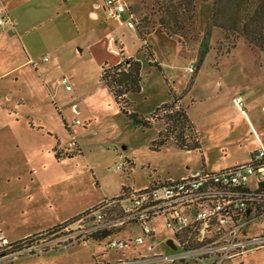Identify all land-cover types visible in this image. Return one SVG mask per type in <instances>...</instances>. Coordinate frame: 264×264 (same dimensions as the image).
Masks as SVG:
<instances>
[{
	"label": "rangeland",
	"instance_id": "rangeland-1",
	"mask_svg": "<svg viewBox=\"0 0 264 264\" xmlns=\"http://www.w3.org/2000/svg\"><path fill=\"white\" fill-rule=\"evenodd\" d=\"M125 1L136 17L135 29L122 31L129 49L135 50L140 43L137 32L153 40L174 65L178 74L174 85L186 92L185 108L176 105L169 93L168 74L158 63L148 61L154 55L150 42L144 43V53L134 57L123 56L120 48L122 60L141 58L143 62L144 93L128 92L123 97L130 112L147 121L137 125L121 111L102 79L104 68L114 66H103L104 60L116 58L107 52V42L100 38H92L90 45L82 42L87 31L83 29L77 46L70 43L69 39L79 36H74L77 29L64 12L42 26L19 30L25 33L23 38L17 32L15 36L0 35V225L14 242L12 248L0 252V264H94L98 259L136 257L146 244L127 250L106 249V240L98 243L100 246L92 241L68 247L47 245V240L63 234L62 227L18 240L11 235L44 229L99 198L118 193L122 183L143 186L152 179L179 178L188 173L187 166L218 171L264 149L262 51L250 48L243 38L234 47V36L212 26L207 2L195 4L192 19L187 14L183 17L189 19L183 36L169 39L159 31L153 33L161 31L159 21L166 15L161 11L164 0ZM65 18L69 24L62 30L64 34L61 32L64 40L59 54L49 40H56L55 25ZM77 20L82 28L96 24L87 12L78 13ZM37 23L35 20L32 25ZM99 29L101 33L102 27ZM77 48H82L83 54L76 53ZM45 55L50 57L48 61H42ZM30 57L40 63L43 79L32 64L17 66ZM193 62L197 70L190 74L186 67ZM66 75L73 78L72 89L60 81ZM177 92L175 96L182 95ZM239 96L243 107L237 103ZM166 97L170 100L152 114L136 111L149 113ZM181 106L197 124L201 150L178 146L177 138H186L191 145L197 141L190 123L176 120ZM162 140L166 145L156 150ZM73 141L78 145H72ZM66 153H73V157ZM125 157L135 163L130 177L116 169ZM157 227L158 251L167 252L165 241L172 232L163 223ZM139 232L136 225L132 232L129 227L113 235L129 238ZM101 251L106 253L97 257ZM238 263L264 264V248L239 258Z\"/></svg>",
	"mask_w": 264,
	"mask_h": 264
},
{
	"label": "built area",
	"instance_id": "built-area-1",
	"mask_svg": "<svg viewBox=\"0 0 264 264\" xmlns=\"http://www.w3.org/2000/svg\"><path fill=\"white\" fill-rule=\"evenodd\" d=\"M105 7L121 25L135 29L136 17L125 0H105ZM10 23V16L1 13L0 29ZM186 70L193 74L197 64ZM60 81L72 89L69 76ZM237 102L244 106L242 97ZM133 167L134 161L125 157L116 169L130 174ZM157 223L172 232L165 241L167 252L158 251ZM136 225L140 232L134 237L113 235L129 227L132 232ZM59 227L63 234L47 240V245L68 247L94 240H106L109 250L147 245L136 257L98 259L94 264H242L239 258L264 248V149L218 171L204 166L179 178L152 179L142 188L124 184L117 195L48 230ZM13 243L0 235V252Z\"/></svg>",
	"mask_w": 264,
	"mask_h": 264
},
{
	"label": "crops",
	"instance_id": "crops-1",
	"mask_svg": "<svg viewBox=\"0 0 264 264\" xmlns=\"http://www.w3.org/2000/svg\"><path fill=\"white\" fill-rule=\"evenodd\" d=\"M104 2H105V0H104ZM98 5L100 7H97ZM3 12H6L10 16L12 23L7 24L3 29H0V35L4 36V37L6 35L15 36V34L17 32L21 38H23L25 33H20L19 30H22L25 27L28 28L29 26H31V28H33V26L34 27L42 26L45 24V22L47 20H49L51 18L55 19L56 17H59L61 15V12H64L65 15L74 23V25L77 29V32L74 34V36H79L75 39L74 38L69 39L70 43H73L77 46V44L79 43L78 40L81 38V35H82L81 33H82L83 29L87 30V31H86V35H85L86 39L82 40V42H86L87 44L90 45L92 42V38L95 41L99 40V38H100L102 41L107 42V47H106L107 52H109L110 55H112V54L115 55L116 58L112 59L113 60L112 62H110V60H104L103 66L105 64L116 65V64L120 63L121 61H123L120 48L123 51V56H125V57H134V56L140 55L141 53H144L143 52L144 51V43H146V42L143 41V39L140 37L139 33L136 31L137 32V41H139L140 43L137 45L135 50L131 51L129 49V45H128L127 41H125V34L122 32L124 30L128 31L129 27H127L126 25H121L117 21V19L109 16L108 10L105 7V3H100L97 0H0V14ZM84 12H87L89 14V16L91 17V19L93 21H96V24L92 25L91 27L82 28L78 23L77 14L78 13H84ZM65 19L55 25V28H54V29H56L55 32L56 31L58 32V34H56L57 38L55 37L56 40H53V39L49 40L50 41L49 43H51V45L55 46L53 48L59 54L61 53V46L63 45V40H64L63 39L64 35H62L61 32H62V30L66 31L67 30V28H66L67 24H69L67 19L66 20ZM35 20H37L39 23H37V25H32V23L35 22ZM99 26L102 27L101 33H100ZM129 29H131V28H129ZM28 30L29 29H26L25 32L28 33ZM49 31H50V29H49ZM157 31H159L163 35H166L169 39H173L172 37L168 36L166 33L162 32L158 29L156 31H154L153 33H158ZM62 33L64 34V32H62ZM147 42H150V44L152 45L153 54H154L152 59H150L148 61H152V62L154 61V62L158 63L162 67L161 71L168 74L167 75L168 76L167 77L168 87L173 88L175 91H178L177 93H181L183 89L177 90V88L174 85L176 83V81H175L176 79L174 77L178 76V74L175 72L174 65H172L167 60L165 55H163L164 53H162V51L157 48L155 43H153V40H151L148 37ZM23 44L25 46V52L30 55L31 51H30L27 43L24 41ZM119 45H120V47H119ZM22 50H24V49L22 48ZM76 53H78L80 55L83 54V49L77 48ZM24 55H25V53H24ZM46 57H48L50 59V57L48 55H45L42 58V61H48V60H45ZM139 59L141 60V58H139ZM141 62H142V60H141ZM26 63L32 64L33 67L38 72V74H40V76H42V79H43V76H44L42 74L43 71H41L40 66H39L40 63L38 61H35L32 57H30V58H27L26 61H24L23 63H21L17 66H21V65H24ZM142 67H143V62H142ZM66 76L70 77V82H71V79H73L72 76L71 75H66ZM143 77L144 76H143V72H142V79H143ZM139 93H144L143 85H142V90ZM181 94H182L181 99L179 100L178 103H180L184 107L185 104H184V96L183 95L186 94L185 90ZM144 96L146 98L147 94H145ZM169 100H170V98H168V97H166L165 99H162L161 101L156 103V105L153 107L152 110H150L149 113L141 112L139 109H136V111L140 114L149 115V114H152V112L157 107L161 106L163 103H165L166 101H169ZM73 106L77 111L81 110V108L78 104H74ZM187 115H188V112H187ZM189 119L194 124V127L196 129L197 124L192 120V118L190 116H189ZM196 131H197V133H199L198 129H196ZM199 139H200V137H199ZM200 143H201V139H200ZM76 145H78V144L76 143ZM66 156L73 157V153H71V155L69 153H66ZM250 156H251V154L249 155V157L247 159H244L243 161L248 160L250 158ZM61 158L64 159L66 157L62 156ZM133 170H134V168L132 169L130 174H126V175L128 177H130L132 175ZM187 170L189 172L191 170V168L189 166H187ZM132 185L135 186V184H132ZM146 185L136 186V187L142 188V187H145ZM123 186H124V183L121 184V190H122ZM121 190L119 192H121ZM118 193H115L111 196L117 195ZM111 196H105L104 198H99V200H97L95 203L88 205L84 208L78 209V210L72 212L70 215H65L58 222L54 221L48 227H46L44 229L43 228L39 229L35 233H27V234H22V235L13 233V235H11V236L16 237V239L18 240V239L26 238V237H29L31 235L37 234L39 232L48 230L52 227L61 225L62 223L67 222L68 220H71V219L77 217L82 212H84L88 208L92 207L93 205L98 204L99 202H101L105 198H108ZM1 224H3V223H1ZM5 232H6V230L2 229V227L0 225V235L4 234L8 238L9 236ZM92 242L94 244L95 243L96 244L102 243L101 241H96V240H94ZM100 245L101 244H98V246H100ZM100 253H98V254H100Z\"/></svg>",
	"mask_w": 264,
	"mask_h": 264
},
{
	"label": "trees",
	"instance_id": "trees-1",
	"mask_svg": "<svg viewBox=\"0 0 264 264\" xmlns=\"http://www.w3.org/2000/svg\"><path fill=\"white\" fill-rule=\"evenodd\" d=\"M198 1L210 4L212 26L220 28L226 36H234L235 40L232 44L234 47L238 43L237 40L243 38L249 43L250 48L257 47L262 51L263 56L261 57L264 62V0H164L161 11H166V15H162L159 21L161 31L169 36H183L186 19H192V16L196 14L195 4ZM186 14L188 16L185 19L183 17ZM139 34L143 41L147 43L148 36H144L142 32H139ZM157 66L160 69L162 68L159 64ZM102 79L113 93L121 111L128 116L130 115V119L137 125H145L147 121L139 118L136 113L130 112L127 101L123 98L128 92L139 93L142 90L141 60L125 58L112 67L104 68ZM174 92L175 90L170 88L169 93L174 96L177 105L181 96H175ZM175 117L179 122L182 120L189 122L192 129L196 131L194 124L190 121L186 110L182 106L176 112ZM196 139L194 145L189 144L186 138H183L182 141H179L178 138L176 140L181 149L188 151L201 150L198 133ZM164 145L165 141L162 140L155 149L160 150Z\"/></svg>",
	"mask_w": 264,
	"mask_h": 264
},
{
	"label": "water",
	"instance_id": "water-1",
	"mask_svg": "<svg viewBox=\"0 0 264 264\" xmlns=\"http://www.w3.org/2000/svg\"><path fill=\"white\" fill-rule=\"evenodd\" d=\"M169 243H170L171 245H173V244H172V241H169Z\"/></svg>",
	"mask_w": 264,
	"mask_h": 264
}]
</instances>
